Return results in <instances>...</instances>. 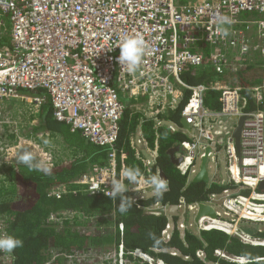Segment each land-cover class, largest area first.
Returning a JSON list of instances; mask_svg holds the SVG:
<instances>
[{
    "label": "built area",
    "instance_id": "1",
    "mask_svg": "<svg viewBox=\"0 0 264 264\" xmlns=\"http://www.w3.org/2000/svg\"><path fill=\"white\" fill-rule=\"evenodd\" d=\"M244 12H254L258 17L242 18ZM224 17L228 23L222 24ZM225 29L227 35L223 34ZM134 35L143 38L145 51L137 71L129 73L117 62L118 45L125 36ZM253 55H264V0H0V104L7 98H22L34 106L49 101L56 121L65 123L89 143L108 149L104 164L91 165L75 179L79 191L110 196L112 182L121 181L133 201L155 194L147 191L152 187L147 181L158 176V172L148 169L157 155L145 161L147 172L141 173L136 183L130 184L123 175L126 155L116 150L126 109L122 99L138 103L142 121L153 120L160 125L164 122L160 116L177 109L186 97L180 116L189 125L193 138L180 143L185 151L178 155L182 160L176 167L188 180L198 168L194 164L196 150L200 149L202 156L206 150L203 143L212 142V119H219L220 125L224 118L243 117L240 164L232 135L236 124L224 132L222 141L229 183L233 186L210 195V205L218 207L217 217L202 216L194 221L195 225L199 230L216 229L235 236L243 244L264 246V238L239 228L245 221L258 232L263 231L258 225L264 224V190L258 184L264 181V111L260 109L264 80L248 86L218 79L209 84H189L181 76L184 70L197 68L212 69L219 75L235 74L252 65ZM209 90L220 91L218 111L204 105ZM243 91L251 97L254 110H245L248 100ZM26 92L41 94L27 96ZM2 123L0 119V126ZM165 125L170 131L177 129L173 122ZM29 146L35 144L31 142ZM0 153L7 162L10 154L2 148L1 140ZM50 154L33 152L37 162L52 167L55 160ZM13 158L16 160L15 155ZM5 168L0 165V186L7 182ZM239 182L250 189L248 195L242 194ZM65 192L67 188L60 186L51 189L49 195ZM219 200L221 203L216 204ZM200 203L180 200L176 223L175 217L165 213L162 238L168 240L174 227L181 234L187 213L192 211L195 216ZM160 207L166 210L167 205L156 204L149 209L159 214L155 210ZM50 218L60 220L53 213ZM122 228L120 224V231ZM5 235L8 233L0 220V236ZM170 252L178 254L176 250ZM130 254L149 264L161 261L152 257L151 261L145 260L141 256L145 253L139 249ZM197 255L204 254L197 251ZM214 255L224 261L216 264H239L243 257L222 249H215ZM12 258V253L0 251V264H8ZM114 260L116 264H127L121 243ZM259 260L264 257L251 261Z\"/></svg>",
    "mask_w": 264,
    "mask_h": 264
},
{
    "label": "trees",
    "instance_id": "2",
    "mask_svg": "<svg viewBox=\"0 0 264 264\" xmlns=\"http://www.w3.org/2000/svg\"><path fill=\"white\" fill-rule=\"evenodd\" d=\"M252 60L251 64L262 65L264 55H253ZM252 66L258 65L244 66L235 73L241 86L264 80V66L251 70ZM249 70L253 72L249 73ZM181 76L189 84H209L217 79L224 80L225 75H219L212 69L197 68L186 69ZM29 94L36 95L38 92ZM242 94L248 100L245 110H254L255 105L249 94L246 91ZM219 96L218 90L207 91L204 105L213 111L220 110ZM185 100L186 97L177 109L161 115V119L182 128L180 110ZM260 109L264 111V101ZM38 115L40 123L35 130L60 134L71 148L73 159L69 164L51 168L49 174L30 170L21 163L16 164L17 169L13 165L7 167V182L0 186V220L4 222L8 235L23 240V246L14 249L13 258L8 264H94L95 259L89 261L92 253L94 258L108 247L117 250L120 243L128 264H148L130 254L136 249L165 264L223 263L214 255L215 249H222L231 255L248 256L251 260L264 257V246L243 244L235 236L216 229L200 230L198 235L186 230L181 235L174 227L168 240L162 238L166 216L152 213L149 208L156 204L177 205L180 200L186 203L205 202L211 194H221L225 188L233 186L212 181H188L187 176L179 172L168 151L172 146L190 140L185 129L170 131L166 125L154 127L153 121H142L141 115L131 113L127 105L120 121L116 150L118 153L125 152V168L139 169L141 174L147 170L135 157L130 136L138 128L150 146L157 142L158 159L151 170L153 172L157 168L164 173L167 190L162 198L155 193L133 201L131 193L126 191L122 197L113 200L103 194H85L74 183L91 165L104 164L108 149L89 143L65 123L56 121L49 101L41 105ZM60 186H65L67 192L60 196L49 195L51 189ZM249 190H243L242 194L248 195ZM122 198L132 201L131 208L125 214L118 211ZM51 213L58 215L60 220L51 219ZM176 220L175 217V223ZM258 237L264 238V231L258 233ZM170 250H176L178 254H172ZM197 251H202L203 257H199ZM82 254L86 257H81ZM252 264H264V260L252 261Z\"/></svg>",
    "mask_w": 264,
    "mask_h": 264
},
{
    "label": "rangeland",
    "instance_id": "3",
    "mask_svg": "<svg viewBox=\"0 0 264 264\" xmlns=\"http://www.w3.org/2000/svg\"><path fill=\"white\" fill-rule=\"evenodd\" d=\"M243 14L245 15L246 18L250 16L249 12H244ZM257 17L258 16L256 14H251V17H249V19H254ZM256 68H258V66H252L251 70L256 69ZM250 72H253V71L249 70V73ZM25 95L33 96L34 94L30 95L29 92L28 93L26 92ZM122 100L125 104H126V101L129 102L127 98H124ZM40 107L41 105L34 106V103H29L25 99H22V98H7V99H4L3 102L0 104V109L2 111V116H3L0 118L3 121V123L1 124L2 126H0V140L2 141V148H4V151L5 149H7V152L10 154L9 158L7 159V162L3 161V158L0 156V165L3 168L6 166L5 170L7 169L8 166L12 165V162H14L15 164L18 163L13 158L14 153L16 151H19V152H23V151L31 152L32 151V153L33 152L37 153V152H40L41 150L46 151L48 153L52 151L56 157L59 156V158H57V160L59 159L58 161H62V160L69 161L73 158L72 152H70L68 148L62 149L63 146L59 145L60 140L57 137H55L54 133H49L47 131H41V130L40 131L35 130V127H37L40 123V116L38 115L40 113ZM34 109H39V111L33 112ZM226 120H229L230 123H232L231 125H234L235 120L233 121L230 118H224L223 122H225V125L228 124ZM222 124L223 123L218 125V127L220 128ZM219 128L218 129L214 128L213 131H215L216 134L223 136L224 134H222V130H219ZM228 129L230 130L231 128H228ZM46 132L48 133V136H46L45 134ZM216 134L215 136H217ZM215 141L216 143L218 141L219 143L218 150L221 151L222 152L221 155H223V157H221L220 162L223 163L225 165V168L227 169L228 158H227V155L224 153V147L222 144L223 143L222 141H224V139L223 137L217 136L215 138ZM31 142L34 143L36 147L29 146V143ZM53 142L55 144L54 146H53ZM17 146H19V148H17ZM67 150L69 153H67ZM217 170H219V168ZM227 178L228 180L226 182H229V173H228ZM238 187H240L239 189H241L242 187L243 190L247 189L246 186H244L242 182H239ZM150 195H146V196L148 197ZM193 218H194V213L192 211H189L186 216L185 227L181 230L182 235L184 231L186 230L195 235H198L200 228H198L195 225ZM258 226L262 227V230L264 231V224H259ZM114 253H115V250L112 249L111 247L110 248L108 247L100 255H97L93 258L94 254L92 253L90 258L89 257L88 258L90 262H92V260L95 259L96 262L94 264H116L114 263L115 262ZM81 257L85 258L86 255L82 254ZM128 263L129 261L127 260V264ZM153 264H156V263L153 262Z\"/></svg>",
    "mask_w": 264,
    "mask_h": 264
},
{
    "label": "clouds",
    "instance_id": "4",
    "mask_svg": "<svg viewBox=\"0 0 264 264\" xmlns=\"http://www.w3.org/2000/svg\"><path fill=\"white\" fill-rule=\"evenodd\" d=\"M220 22L222 24L228 23V18H221ZM223 34L227 35L226 29L223 30ZM118 48L119 55L117 57V62L119 65L126 68L129 73H135L142 62L145 51V42L143 38L139 35L125 36L118 45ZM14 155L18 163L27 166L30 170L43 172L44 174H49L51 172V168L48 165L43 162H37L33 153L29 151L17 152ZM123 175L130 184H134L138 181L140 172L139 169L136 168H126ZM147 182L153 186V190L155 191L157 197L162 198L164 191L167 190V182L159 176H153ZM97 188L98 186L93 188L92 192L97 190ZM126 191H128V188L123 182L113 181L108 195H110L111 199L116 200L118 197H122V194ZM131 206V200L122 198L118 211L121 214H125L129 211ZM22 246V239L16 238L12 235L0 236V251L12 253L14 249ZM239 264H252L251 258L243 256L240 258Z\"/></svg>",
    "mask_w": 264,
    "mask_h": 264
},
{
    "label": "crops",
    "instance_id": "5",
    "mask_svg": "<svg viewBox=\"0 0 264 264\" xmlns=\"http://www.w3.org/2000/svg\"><path fill=\"white\" fill-rule=\"evenodd\" d=\"M249 13H250V16L249 17H251V14H256L254 12H249ZM241 17L244 18L245 15L242 14ZM249 17H247V18H249ZM247 18L245 17V19H247ZM251 35H252V32L248 33V36L249 37ZM252 65H258V64H252ZM246 74H249V73L246 72ZM219 81L220 82L222 81L223 83H226V84H232V85L236 84V85H240L239 84V80L236 78V75L235 74H225L224 80L223 79H220ZM139 103H140V101H139ZM125 105L126 106L127 105L129 106V109H130L131 113H137L139 115H142L141 109H140V106L138 105V103H136V102H134V103L131 102L130 103V102L126 101V104ZM231 120H233V121L235 120L236 121V122H234V125L237 123V119H233L232 118ZM150 121H153V120H150ZM226 121H227L228 124L225 125V122H224L222 124V126H220V128H219L218 127V125H219V119L213 118L212 121H211V124H212V129L211 130H212V132L214 134H216L215 131H213L214 128H217V129L219 128V130H222V134H224V132L226 130L228 131L229 130L228 128H231L233 125H231L232 123H230L229 120H226ZM165 123H166V121H164L163 124H160V125H165ZM154 124H155L154 127L157 126V123L156 122H154ZM177 129H183V130L185 129L184 132L188 135V138L190 139V137H192V136H190L191 129L188 130L183 125H182V128L179 127V126H177ZM54 134H55V137H57L60 140L59 145L60 146L61 145L63 146L62 149L68 148L69 151L72 152L71 151V148L68 147V145L66 144V142L64 141V139L62 138V136L60 134H58V133H54ZM214 134H212V136H213V138H216L217 136H215ZM216 135H218V134H216ZM218 136L219 137H223V136H220V135H218ZM213 138H212V142L210 140H208L207 142L203 143L205 145L206 149L207 148L210 149V151L208 153V156H207L208 157L207 169H208V176H209V180L208 181L218 182V183H221V184H224V182H225V184H230L229 182H226L228 180V178H227V176H228L227 169L225 168V165L220 162L221 157H223V155H221L222 152L218 150L219 149V143H218V141L216 143L215 139H213ZM131 142H132V144H130V145L135 150V157L137 159H139L143 163V165L145 167H146L145 161H151L153 159V155H157V157L154 158L155 159V162L154 163L152 162L149 165L150 167L148 169L151 170L153 168V166L156 165V162H157V159H158V145L156 144L157 142H155L153 146H150L148 144V142L146 141L144 135L142 134V132L138 128H136L135 131H134V133L130 136V143ZM54 145L55 144L53 142V146ZM175 146L178 147V146H180V144H177ZM175 146H172V147H175ZM154 150H156L157 152L155 153ZM184 151H185V149L182 146L179 147L178 148V151L175 152V156H178L180 154V152L183 153ZM40 152H44V151L41 150ZM196 152L197 153H195L194 164L198 165V168H197V171H198L199 165L201 163V157L203 155L201 156V152L202 151L200 149L196 150ZM50 153H51L50 155L52 156V160H53V158L55 160V163L53 164V166L50 167L52 169L55 168V167H57V166H60V165L69 164L71 162V160L73 159L72 158L69 161H66V160L58 161L59 159L57 160V158H59V156L56 157L53 154L52 151ZM67 153H69L68 150H67ZM203 153H205V150H204ZM221 164H222V166H221ZM16 168L17 167L14 165V169H16ZM218 168H219V170H217ZM146 169H147V167H146ZM157 170L158 169L155 168V170L153 171V173H156ZM197 171L191 176L190 180H188V178H187V180L188 181H192L191 179L197 173Z\"/></svg>",
    "mask_w": 264,
    "mask_h": 264
},
{
    "label": "water",
    "instance_id": "6",
    "mask_svg": "<svg viewBox=\"0 0 264 264\" xmlns=\"http://www.w3.org/2000/svg\"><path fill=\"white\" fill-rule=\"evenodd\" d=\"M242 121H243V117H239L237 118V123L235 128L232 131V135L234 137L235 140V146L238 152V158H239V164L241 162V155H240V131L242 128ZM180 123L187 128L188 130L190 129L189 125L186 123L185 119L183 117H181L180 119ZM179 146H175V147H171L169 149V155H170V159L172 161V163L174 165H177L181 160L182 157L181 156H175V152L178 151ZM210 149L207 148L205 150V153L203 154V156L201 157V163L199 165V169L197 171V173L192 177V181H203L205 183L208 182L209 180V176H208V169H207V162H208V153H209ZM158 176L163 178L166 181V176L164 175V173L158 169ZM258 187L260 189L264 190V181H261L258 184ZM147 191H154L153 190V186L151 188H149ZM221 200L217 201L216 204H220ZM178 206L176 204L171 205V206H167L166 210L164 209V207H160L159 209H156L155 211H157L159 214L164 215L165 213H167L168 215H171L172 217H178L179 216V212H178ZM187 213V209H185V212L182 214V216L185 218ZM202 216H208L211 218H216L217 215L214 212V209L211 205L209 204H205V203H200L198 205V211L196 213V216L194 218V220L197 222V220L202 217ZM239 228L250 235H255V233L257 232V230L255 228L249 227V226H245V225H239Z\"/></svg>",
    "mask_w": 264,
    "mask_h": 264
},
{
    "label": "bare ground",
    "instance_id": "7",
    "mask_svg": "<svg viewBox=\"0 0 264 264\" xmlns=\"http://www.w3.org/2000/svg\"><path fill=\"white\" fill-rule=\"evenodd\" d=\"M224 184H225V182H224ZM169 206H171V205H169ZM214 209V212L216 213V210L218 209V207H215V208H213ZM196 216V215H195ZM194 216V217H195ZM214 222H216V221H214ZM211 225H212V223H210ZM241 225H245V226H249V227H252V228H254L253 227V225L251 224V223H248V222H243ZM258 233H260V232H256L255 233V236H257L258 237ZM260 238V237H259ZM141 256L143 257V258H145V260H147V261H151V257L149 256V255H145V254H141ZM157 264H165V263H163L162 261H158V263Z\"/></svg>",
    "mask_w": 264,
    "mask_h": 264
},
{
    "label": "flooded vegetation",
    "instance_id": "8",
    "mask_svg": "<svg viewBox=\"0 0 264 264\" xmlns=\"http://www.w3.org/2000/svg\"><path fill=\"white\" fill-rule=\"evenodd\" d=\"M202 203H205V204H209L210 205V203H209V200H207V201H205V202H202ZM169 206V205H168ZM194 219V218H193ZM195 221V220H194ZM262 232V231H261Z\"/></svg>",
    "mask_w": 264,
    "mask_h": 264
}]
</instances>
